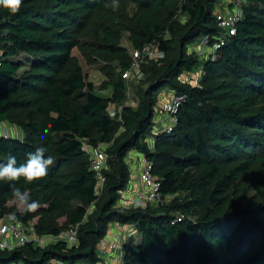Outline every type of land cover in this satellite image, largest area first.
I'll return each instance as SVG.
<instances>
[{
    "label": "trees",
    "instance_id": "obj_1",
    "mask_svg": "<svg viewBox=\"0 0 264 264\" xmlns=\"http://www.w3.org/2000/svg\"><path fill=\"white\" fill-rule=\"evenodd\" d=\"M218 1L23 0L16 14L0 7V122L25 134L0 137V161L12 154L19 166L38 147L54 159L45 177L15 182L40 203L33 212L9 209L10 182L0 181V218H37L41 235L80 223L75 244L0 249V264H100L98 243L112 222L132 230L116 264H264V0H248L236 33L215 57L199 60L188 48L219 35ZM126 34L133 50L154 42L165 56L142 62L146 87L120 120L73 49L100 65L118 101L133 62ZM198 68L196 83L186 75ZM162 89L184 99L172 131H155L150 146ZM84 141L111 142L101 192ZM132 151L152 165L159 203L119 204Z\"/></svg>",
    "mask_w": 264,
    "mask_h": 264
},
{
    "label": "built area",
    "instance_id": "obj_2",
    "mask_svg": "<svg viewBox=\"0 0 264 264\" xmlns=\"http://www.w3.org/2000/svg\"><path fill=\"white\" fill-rule=\"evenodd\" d=\"M236 1V2H235ZM245 0H233L231 3H235V10L233 13L216 10V22L220 29L218 36L211 37L206 35L202 38L201 47L203 51L201 54L203 57H215L226 41L229 35H234L237 31V23L239 22L243 10L242 4ZM242 3V4H241ZM200 46V45H199ZM1 54V50H0ZM133 62L128 70L123 74L124 78L141 80L145 77V73L142 70L141 64L145 59H159L165 56V52L158 49L154 42L146 43L140 49H134ZM190 75L191 73H187ZM191 79V77H190ZM171 96L169 98V116L171 117L173 124L175 122L174 113L177 111L178 106L182 104L183 96L170 90ZM163 99V96L161 97ZM109 113L112 117H117L121 120V111H115L111 106ZM7 122V121H5ZM173 124L167 128L168 132L172 131ZM19 127L14 125L11 128H7L4 122H0V137H13L18 136ZM150 146H154V141L150 143ZM82 149L90 154L92 169L97 173L99 183L103 184L102 170L106 166L107 155L102 145H93L88 141H84ZM139 181L141 182V188L134 191V206L144 207L147 204L159 203L162 200V194L160 192V182L152 173V165L145 157H142V167L140 169ZM37 219H33L28 223H24L19 220L12 212L5 213L0 218V249H14L24 245L27 242H32L38 246H45L51 242L65 241L69 245H73L78 240V228L80 223L70 225L68 229L61 231L58 234H46L41 235L37 232L35 224ZM126 235L130 236L132 230H127ZM124 240V239H123ZM120 243L117 241L108 244L109 250H120ZM122 246V245H121ZM100 254L106 253V249L98 247ZM122 254V250H121ZM121 256V255H120ZM119 256V258H120ZM50 264H64L61 260H53Z\"/></svg>",
    "mask_w": 264,
    "mask_h": 264
},
{
    "label": "rangeland",
    "instance_id": "obj_3",
    "mask_svg": "<svg viewBox=\"0 0 264 264\" xmlns=\"http://www.w3.org/2000/svg\"><path fill=\"white\" fill-rule=\"evenodd\" d=\"M230 2H233V0H219L217 5H216V9L221 10V11L223 10L225 12L233 13L235 10V3L229 4ZM249 5H250V2L248 0L243 1V4L241 6L242 10L244 11V7L249 6ZM186 18L187 17L185 14L180 15V19L182 21L186 20ZM201 40H202V38H201ZM123 44L129 48L130 52H133V49H132V46L128 40L127 34L125 35V37L123 39ZM202 51H203V49L201 47L200 40H198L197 43L190 45L188 48L189 54L196 55V57L199 60L204 58L203 55L201 54ZM73 54L79 58V61L84 68L87 79L94 83L95 91L99 95H101L106 100L108 105L112 106L115 111H118V112L121 111L123 109L124 105L133 106V107H136L138 105L139 99H140L139 88H140V86L146 87V83L142 82L145 77L142 78L141 80H138V81H136V79H133V78L127 79V78L123 77L125 79V89L122 93V97L118 101L117 100L113 101L112 98L114 97V86L112 83H110L109 79L103 74V72L100 69V65H88L77 48L73 49ZM201 71H202L201 68L196 69L195 76L196 77L201 76L200 75ZM117 72H118V70H117ZM186 77H188V78L193 77V74H190V75L187 74ZM165 90H168V89H162V90H160V92L158 94L159 97H160V95H161V97L163 96V100H164V96L166 94ZM161 97H160V99L158 98L157 104L155 106V115H154V119H153L154 125H153L152 131L149 133L148 142L153 141L154 140L153 134L155 133V131H157L160 127H163L164 125H167L168 120L171 119L169 116V113H168V111H169V104H168L169 102L168 101L169 100L164 101V102H167V104H168L167 106H162V105H160L161 101H162ZM165 105H166V103H165ZM171 124H173V121ZM4 125L7 128H11L13 126V123L4 122ZM18 136L22 137V138L25 136V134L21 128H19ZM100 145H102L104 147V149H107L111 145V142H101ZM132 152H137V151H132ZM137 154H139V153L137 152ZM131 156H132V153L129 154L128 161L135 165L134 166L131 163H129L131 173H132V175H136L139 178L140 177V168L142 167V165L138 166L139 164H137L136 161L140 162V164H141L143 155L142 154L140 155V159H139V157H137L138 159L136 158L133 160H132ZM136 176H134V177H136ZM131 179H132V176H131ZM132 184H133L132 181H130L128 183L125 191L121 194V197L125 198V196H127V194L130 195L129 192L132 191ZM101 188H102V182L99 183V192H101ZM128 190H130V191L127 193ZM125 201H128V200H125ZM38 204H40V203H38ZM119 204L120 205L124 204L128 207H132L134 202H131V203L125 202L124 203V202L120 201ZM7 206L9 207V209L14 208L17 211L23 210L21 208V206L19 205V203L15 199L10 200L8 202ZM35 219H37V218H35ZM61 222L64 223L65 220L62 218ZM133 233H134L133 235H135L137 238L140 236V234L137 233L136 231H134ZM115 241L116 242L118 241L120 243L119 245L121 247L122 241L121 240L119 241L118 239ZM117 252L118 253H113L112 256L103 257L104 259H103L102 264H116L117 257H119L121 255V249L120 250L118 249ZM19 264H23V263L20 262Z\"/></svg>",
    "mask_w": 264,
    "mask_h": 264
},
{
    "label": "clouds",
    "instance_id": "obj_4",
    "mask_svg": "<svg viewBox=\"0 0 264 264\" xmlns=\"http://www.w3.org/2000/svg\"><path fill=\"white\" fill-rule=\"evenodd\" d=\"M23 0H0V7L8 10L12 14L19 12ZM45 136H41L43 140ZM46 149L38 147L35 152L27 154L24 163L17 166L15 155L9 154L6 161H0V181L10 182L13 198L19 203L24 212L35 211L39 204L32 200L31 196L17 187L16 183L21 178L27 183L39 180L48 174L49 166L54 164L52 156H45Z\"/></svg>",
    "mask_w": 264,
    "mask_h": 264
},
{
    "label": "crops",
    "instance_id": "obj_5",
    "mask_svg": "<svg viewBox=\"0 0 264 264\" xmlns=\"http://www.w3.org/2000/svg\"><path fill=\"white\" fill-rule=\"evenodd\" d=\"M229 4H232L231 2L229 3ZM216 10H218V9H216ZM223 11V10H222ZM194 77H192L195 81H196V83L199 81V80H196V76L195 75H193ZM191 80V79H190ZM165 92H166V94H165V96H164V100L162 99V101H161V104L160 105H162V106H167L168 104H167V102H164L165 100H169V98H170V96H171V92H170V90L168 89V90H165ZM169 102V101H168ZM165 103H166V105H165ZM171 118V117H170ZM169 119V118H168ZM167 121V120H166ZM156 123V122H155ZM158 123V122H157ZM171 123H172V119H170V120H168V124L167 125H164L163 127H160V128H166V127H168L169 125H171ZM159 128V129H160ZM154 141V140H153ZM152 142V141H151ZM151 142H149V144L151 143ZM132 153V160L133 159H136L137 157H139V159H140V155H141V153H139V154H137V152H131ZM143 155V154H142ZM144 156V155H143ZM138 159V158H137ZM128 160V159H127ZM137 162V164H139L138 166H141L142 165V163L140 164V162H138V161H136ZM128 163H131V162H129L128 161ZM132 164V163H131ZM132 165H134V164H132ZM135 166V165H134ZM141 169V168H140ZM132 176V179L130 180V181H132L133 182V184H132V191L131 192H129L130 190H128L127 191V193L129 192L130 193V195H128L127 194V196H125V198H123V197H121L120 198V200H119V202L121 201V202H134V191H136L137 189H140L141 188V182L139 181V178L136 176V175H131ZM134 176H136V177H134ZM125 191V190H124ZM124 191H122V193L124 192ZM125 200H128V201H125ZM121 205H123V206H126V205H124V204H121ZM133 206H134V204H133ZM126 207H128V206H126ZM64 219V218H63ZM131 226L130 225H123V224H120V223H118V222H112V223H110V225H109V227H108V232H107V234H106V236L104 237V238H102L101 239V241L98 243V247H102V248H105L106 249V253H103V254H100V251H99V255L102 257V262H103V257H105V256H112L113 255V253H118L117 251L115 252V251H111V250H109V247H108V244L109 243H111V242H115V240H121L122 242H123V239H125V235H126V233L128 232L127 230H129V228H130ZM121 248V247H120ZM99 249V248H98ZM119 260V257H117V261ZM102 262L100 263V264H102Z\"/></svg>",
    "mask_w": 264,
    "mask_h": 264
}]
</instances>
